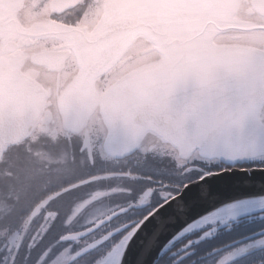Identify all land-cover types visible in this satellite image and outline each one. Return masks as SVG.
<instances>
[{
    "label": "flooded vegetation",
    "instance_id": "af4514ba",
    "mask_svg": "<svg viewBox=\"0 0 264 264\" xmlns=\"http://www.w3.org/2000/svg\"><path fill=\"white\" fill-rule=\"evenodd\" d=\"M114 1L0 0V74L23 79L41 101L30 132L0 156V264H110L114 247L185 185L207 173L264 167V113L250 109L264 70L255 76L230 63L207 72L195 54L183 67L152 66L164 44L181 37L170 21L191 32L220 27L213 41L264 53V0ZM107 6H120V35L111 20L106 36L98 32ZM121 38L129 41L124 50ZM204 85L200 120L215 121L220 137L210 151L184 141L186 131L169 139L152 124L174 118L169 107ZM226 104L234 114L207 117L211 106L222 112ZM260 105L264 111V94ZM142 109L154 117L128 130ZM258 252L264 264V210L207 221L155 264H242Z\"/></svg>",
    "mask_w": 264,
    "mask_h": 264
},
{
    "label": "water",
    "instance_id": "95a60500",
    "mask_svg": "<svg viewBox=\"0 0 264 264\" xmlns=\"http://www.w3.org/2000/svg\"><path fill=\"white\" fill-rule=\"evenodd\" d=\"M119 8L120 6L106 7L104 20L98 31L101 36H106L104 30L107 26L104 28V24L108 20L112 21L111 26L115 27L117 35H120L118 30L121 29L122 24L119 20ZM170 24L176 35L178 32L181 37L176 38L172 44L166 42L162 58L152 66L170 69L183 67V58L189 54H195L202 65L207 66V72H216L223 66L231 67L236 64L244 70L253 68L251 72L255 76L263 75L264 53L262 49L246 44L215 42L213 35L221 29L213 25L197 26L191 32L188 30V26L182 27L177 22L172 23L171 21ZM104 40L106 37L102 43ZM128 43L129 41H125L123 38L118 39L122 50ZM154 74L157 75V72ZM170 74L175 76L176 72ZM213 84L216 85V82L214 81ZM208 89L210 88L205 85L196 90L191 89L189 101H186L185 104L178 102L169 107L175 114L174 118H154L152 124L159 127L166 135L171 134L167 135L169 139L181 140L175 136V132L186 131L190 135L183 140H189L191 145L193 141H196V147H203L202 149H207V151H210L214 146L220 147L218 126L215 127L216 122L209 118L206 121L200 120V114H202L200 110L203 105H199L198 96L201 97L202 93ZM110 93L112 92L107 91L108 95ZM263 94L264 87L255 88L250 94L252 101L250 109L258 112L260 109L259 115L264 113L261 109L262 105H260ZM108 95H105V99H108ZM186 97L187 94L182 92L180 98ZM152 101H154L153 98ZM152 101L143 109L146 107L150 109L153 106ZM40 105L38 94L30 89L23 79H13L0 74V156L8 146L24 138L30 132ZM235 108L234 105L226 104L223 106L222 112H219V107L211 106L206 111V115L209 117L217 114L225 118L231 112L234 114ZM143 109L141 111L142 120L138 116H134V120L133 118L127 120L126 128L128 130L138 125H145L149 117H154L155 114L145 112ZM183 111L191 112L189 115L191 117L185 121H177ZM253 147L250 145V155L256 153L251 152ZM248 208L250 211L251 209L253 211L264 210V167L207 173L196 181L185 185L176 196L159 205L147 217L140 220L134 229L112 250L107 260L110 264H155L162 253L179 239V236L181 237L199 225L201 226L207 221L210 222L219 216Z\"/></svg>",
    "mask_w": 264,
    "mask_h": 264
},
{
    "label": "rangeland",
    "instance_id": "374dc122",
    "mask_svg": "<svg viewBox=\"0 0 264 264\" xmlns=\"http://www.w3.org/2000/svg\"><path fill=\"white\" fill-rule=\"evenodd\" d=\"M251 211H253V209H251ZM251 211H250V208H248L246 210H239L238 212H236V211L235 212L236 213L242 212L244 214V213H249ZM233 215H235V214H233ZM262 257H263V253H261V252H258L257 254H250L249 256L244 258L245 260L242 262V264L247 263V262H250V264H258V262H260V261L256 260L255 258L261 259Z\"/></svg>",
    "mask_w": 264,
    "mask_h": 264
}]
</instances>
